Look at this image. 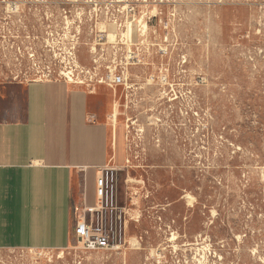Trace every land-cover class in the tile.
Segmentation results:
<instances>
[{"label":"rangeland","instance_id":"rangeland-1","mask_svg":"<svg viewBox=\"0 0 264 264\" xmlns=\"http://www.w3.org/2000/svg\"><path fill=\"white\" fill-rule=\"evenodd\" d=\"M67 78L116 112L125 244L0 264H264V0H0V82Z\"/></svg>","mask_w":264,"mask_h":264},{"label":"crops","instance_id":"crops-1","mask_svg":"<svg viewBox=\"0 0 264 264\" xmlns=\"http://www.w3.org/2000/svg\"><path fill=\"white\" fill-rule=\"evenodd\" d=\"M97 94L60 81L0 82V251L74 242L98 171L123 160L111 104L102 109Z\"/></svg>","mask_w":264,"mask_h":264},{"label":"built area","instance_id":"built-area-1","mask_svg":"<svg viewBox=\"0 0 264 264\" xmlns=\"http://www.w3.org/2000/svg\"><path fill=\"white\" fill-rule=\"evenodd\" d=\"M63 82L71 84L69 79L63 80ZM72 83L81 84V82ZM96 84L106 85L110 88L117 85L111 77H107L105 80L99 79ZM114 193V170L104 167L98 171L95 179V206H83L82 216L78 217L73 225L74 243L80 245L82 249L86 251H110L124 246L125 239L122 228L115 230L112 223V216L116 210ZM105 210L108 211V221L102 214Z\"/></svg>","mask_w":264,"mask_h":264},{"label":"bare ground","instance_id":"bare-ground-1","mask_svg":"<svg viewBox=\"0 0 264 264\" xmlns=\"http://www.w3.org/2000/svg\"><path fill=\"white\" fill-rule=\"evenodd\" d=\"M132 23V22H131ZM134 25V24H133ZM136 28V26H135ZM141 31V30H140ZM137 32V31H136ZM129 35H132L134 34V32H132V26L130 25V27L128 28V32H127ZM142 34V33H141ZM140 34V35H141ZM135 39V38H134ZM71 74V73H70ZM63 75V74H62ZM67 77V76H66ZM110 118H111V122H112V125L113 123L116 121V112H114L113 114L110 115ZM61 253V252H60Z\"/></svg>","mask_w":264,"mask_h":264},{"label":"flooded vegetation","instance_id":"flooded-vegetation-1","mask_svg":"<svg viewBox=\"0 0 264 264\" xmlns=\"http://www.w3.org/2000/svg\"><path fill=\"white\" fill-rule=\"evenodd\" d=\"M1 2H2V3H4V2H5V0H1Z\"/></svg>","mask_w":264,"mask_h":264}]
</instances>
